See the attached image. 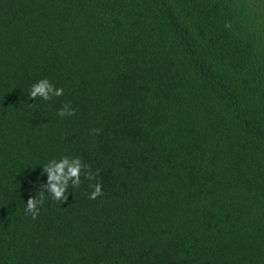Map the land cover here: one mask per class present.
Masks as SVG:
<instances>
[{"label": "trees", "instance_id": "obj_1", "mask_svg": "<svg viewBox=\"0 0 264 264\" xmlns=\"http://www.w3.org/2000/svg\"><path fill=\"white\" fill-rule=\"evenodd\" d=\"M0 264H264V0H0Z\"/></svg>", "mask_w": 264, "mask_h": 264}, {"label": "clouds", "instance_id": "obj_2", "mask_svg": "<svg viewBox=\"0 0 264 264\" xmlns=\"http://www.w3.org/2000/svg\"><path fill=\"white\" fill-rule=\"evenodd\" d=\"M225 27H230V25H225ZM63 94L64 90L62 88H57L45 78L32 85L28 98L35 101L37 98L49 101ZM57 114L63 117L65 115H75V112L71 109L70 105L65 104ZM82 172L89 181L95 180V176L91 170L87 165L82 164L78 157L72 159L62 157L59 161L55 159L49 161L42 169V174H47V184L40 188L39 193L35 197H30L27 200L26 214L31 215L32 219L37 218L39 206L43 204L45 199V193L55 202H67L68 196L65 193L68 190L69 183H71L73 188L78 187L81 183ZM90 186L94 188L89 196L90 199L96 200L99 196L103 195L102 186L99 183L90 184Z\"/></svg>", "mask_w": 264, "mask_h": 264}]
</instances>
